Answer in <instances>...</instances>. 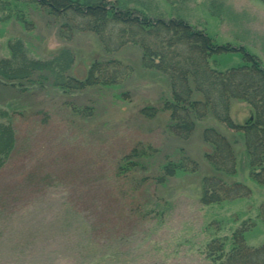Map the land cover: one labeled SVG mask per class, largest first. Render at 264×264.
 <instances>
[{
    "label": "rangeland",
    "instance_id": "rangeland-1",
    "mask_svg": "<svg viewBox=\"0 0 264 264\" xmlns=\"http://www.w3.org/2000/svg\"><path fill=\"white\" fill-rule=\"evenodd\" d=\"M139 1L130 9L167 21L182 17L215 44L243 49L264 69L262 0ZM80 24L72 15L51 14L36 0H0V61L12 59L11 46L21 43L28 58L42 61L69 50L73 62L63 74L77 80L94 63L129 68L119 85L82 91L54 86L47 72L36 75L40 81L33 85L0 83V111L10 115L1 120L12 123L16 139L0 169V264H219L222 253L213 257L210 244L224 241L226 258L242 227L247 246H262L264 187L251 177L243 134L210 114L197 121L188 140L177 138L164 110L172 96L169 76L144 67L139 44L109 51ZM242 63L238 53L210 59L219 71ZM147 107L157 109L154 117L143 113ZM250 116L247 102H231L237 125ZM206 129L233 147L234 175L209 163L214 149L205 141ZM125 156L137 165L121 171ZM183 158L197 172L189 167L164 183L156 180L167 162ZM206 178L240 183L251 195L205 205Z\"/></svg>",
    "mask_w": 264,
    "mask_h": 264
},
{
    "label": "trees",
    "instance_id": "trees-1",
    "mask_svg": "<svg viewBox=\"0 0 264 264\" xmlns=\"http://www.w3.org/2000/svg\"><path fill=\"white\" fill-rule=\"evenodd\" d=\"M36 2L55 16L72 15L79 19V27L97 33L109 51H117L129 42L139 44L144 51V67L166 74L172 81V96L164 104V110L170 113L169 131L181 140H188L197 121L211 114L230 130L243 134L253 169L251 177L264 187V69L257 58L243 49L215 44L207 34L195 30L182 17L167 21L130 9L131 3H139V0H116L115 3L105 0ZM119 25L123 28L116 32ZM10 49L12 59L0 61V83L10 86H20L26 82L36 84L40 80L34 77H44L43 74L47 72L53 76L54 86L68 91H82L96 85H119L129 72V68L120 63H94L87 77L77 80L63 74L73 62L67 49L48 61L28 58L21 43L12 45ZM222 53H238L242 55L243 63L226 71L211 68L210 59ZM233 100L247 102L251 107V116L245 125H237L231 117ZM84 111L89 109L85 108ZM157 112L153 107L143 110L150 118ZM9 116L7 112L0 111V169L16 143L12 123L2 121L9 119ZM204 138L214 149L213 154L207 156L209 163L217 172L234 175L236 156L231 144L213 129H206ZM124 159L127 163L120 166L121 171L131 170L137 165L130 156ZM189 167L193 172L198 170L197 165L187 158L167 162L163 174L156 180L164 183L166 177L186 171ZM203 183L201 201L205 205L251 195L250 189L240 183L228 184L216 178H206ZM261 213L264 217V205ZM245 230L242 227L233 234L226 258L222 255L224 241L214 240L210 244L213 257L217 252L222 253L217 259L219 264H264V244L257 248L247 246Z\"/></svg>",
    "mask_w": 264,
    "mask_h": 264
}]
</instances>
